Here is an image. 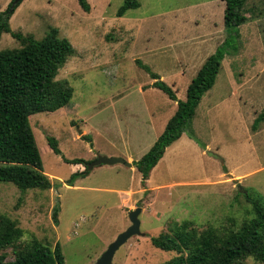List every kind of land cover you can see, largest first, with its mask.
Returning a JSON list of instances; mask_svg holds the SVG:
<instances>
[{
  "label": "rangeland",
  "instance_id": "obj_1",
  "mask_svg": "<svg viewBox=\"0 0 264 264\" xmlns=\"http://www.w3.org/2000/svg\"><path fill=\"white\" fill-rule=\"evenodd\" d=\"M13 1L0 0V11ZM138 1L139 8L120 17L125 0H88L89 12L77 0H22L9 21L12 32L38 40L54 28L76 49L57 77L74 88V106L30 118L45 174L57 187L23 194L0 182V212L25 231L22 243L35 237L52 249L60 245L65 264H95L131 226L136 208L145 235L122 245L113 264H165L175 253L155 248L151 239L172 222L191 220L200 229L228 226L231 219L241 224L253 217L252 200L264 198V123L253 129L264 109V0H246L248 21L230 40L237 51H227L216 84L145 185L134 163L164 132L177 103L153 88L136 61L184 100L228 30L222 0ZM18 46L10 33L2 35L0 51ZM99 156L132 160L134 169L100 165L67 184L85 168L65 160L90 165Z\"/></svg>",
  "mask_w": 264,
  "mask_h": 264
},
{
  "label": "trees",
  "instance_id": "obj_2",
  "mask_svg": "<svg viewBox=\"0 0 264 264\" xmlns=\"http://www.w3.org/2000/svg\"><path fill=\"white\" fill-rule=\"evenodd\" d=\"M14 1L7 10L0 11V41L4 33H10L19 43L16 48L0 51V182L13 184L24 194L28 190L49 191L57 187L45 174L30 118L74 106V88L57 77L60 69L76 54V49L54 28L42 40L31 34L12 32L9 21L19 5L11 10ZM77 1L85 12L91 10L88 0ZM222 1L228 38L202 65L189 84L184 100H179L174 89L149 66L136 61L155 81L153 88L163 91L177 103V110L164 132L149 152L134 163L143 177V185L166 148L182 137L203 96L216 84L227 51H237L230 40L248 21L246 0ZM140 6L138 0H125L118 16ZM261 123H264V109L254 121L253 129ZM48 144L53 152L62 154L56 139L49 138ZM65 161L85 168L71 175L67 181L69 186L91 172L87 161ZM252 205L253 217L241 224L231 219L228 226L208 225L200 229L191 220L172 222L168 231L151 239L152 245L175 253L165 264H249V261L264 264V198L253 199ZM24 235L25 231L15 220L0 212V264H65L60 245L52 249L35 237L22 243ZM9 251L14 255L13 260H9Z\"/></svg>",
  "mask_w": 264,
  "mask_h": 264
},
{
  "label": "water",
  "instance_id": "obj_3",
  "mask_svg": "<svg viewBox=\"0 0 264 264\" xmlns=\"http://www.w3.org/2000/svg\"><path fill=\"white\" fill-rule=\"evenodd\" d=\"M21 0H15L11 10L15 8V6ZM210 155L214 156L212 153ZM115 164H123L127 167H132V163L125 161L122 158H109L106 156H99L92 164L88 165V170H92L96 166L100 165H115ZM142 212L141 208H136L134 211L130 213V222L131 226L123 233H121L117 239L108 247L106 252L99 258V260L95 264H113V259L117 250L124 245L131 237L133 236H144L141 232V222L139 220V215Z\"/></svg>",
  "mask_w": 264,
  "mask_h": 264
},
{
  "label": "crops",
  "instance_id": "obj_4",
  "mask_svg": "<svg viewBox=\"0 0 264 264\" xmlns=\"http://www.w3.org/2000/svg\"><path fill=\"white\" fill-rule=\"evenodd\" d=\"M130 163H132V165H133V161H132V160H130ZM131 168H132V169H134V167H133V166H132Z\"/></svg>",
  "mask_w": 264,
  "mask_h": 264
}]
</instances>
